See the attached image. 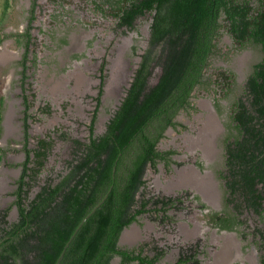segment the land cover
<instances>
[{
    "label": "trees",
    "instance_id": "obj_1",
    "mask_svg": "<svg viewBox=\"0 0 264 264\" xmlns=\"http://www.w3.org/2000/svg\"><path fill=\"white\" fill-rule=\"evenodd\" d=\"M13 0H0V47L9 37L25 48L21 65L22 86L27 84L33 44L32 28L38 0H31L29 27L23 33L6 34L4 25ZM96 11L114 17L117 28L136 29V22L152 17L147 47L140 55L125 97L109 120L103 134H96L98 112L104 94L106 76L102 74L97 107L89 126L90 138L75 139L72 159L65 171L41 178L55 148L52 133L37 137L31 147L29 95H24L25 160L14 192L18 218L9 219L11 207H0V264H57L67 243L83 223L66 250L61 264L162 263L168 249L146 242L122 247L125 229L140 217L170 225L171 210H182L184 198L150 193L146 175L158 172L165 162L169 169L176 150H160L159 144L170 128H187L178 121L185 112L196 111L194 94L211 87L207 76L219 44L229 35L239 49L250 46L261 50V60L253 66L245 90L231 104L228 133L225 136L226 183L224 214L215 213L214 226L235 231L250 228L255 220L254 236L264 264V0H94ZM104 61L101 71L104 72ZM155 80V81H154ZM217 86L225 96L236 91L233 71L219 73ZM51 107L46 108L50 113ZM219 112L222 110L217 103ZM44 110V109H42ZM5 96L0 95V138L4 130ZM68 138L67 133L62 134ZM0 148V164L6 155ZM178 166L182 163L174 162ZM1 166V165H0ZM43 180V181H42ZM42 181V182H41ZM38 187L37 191H34ZM196 199L200 200L199 197ZM201 208L207 205L200 203ZM247 236V235H244ZM154 244V245H153ZM201 241L181 247L173 264H201Z\"/></svg>",
    "mask_w": 264,
    "mask_h": 264
},
{
    "label": "rangeland",
    "instance_id": "obj_2",
    "mask_svg": "<svg viewBox=\"0 0 264 264\" xmlns=\"http://www.w3.org/2000/svg\"><path fill=\"white\" fill-rule=\"evenodd\" d=\"M93 1L38 0L36 20L32 24L34 39L30 52V60L36 58L37 61L36 64L30 61L28 63L30 78L26 93L22 86L24 77L23 67L20 64L25 48L19 46L13 37L6 39L0 47V95L5 96L4 130L0 138V148L7 151L0 164V207L2 209L11 207L9 219L12 221L18 218L17 207L14 205L16 199L14 192L22 172L20 165L25 160L23 144L26 100L24 95H29V101L32 104L29 110L32 116L29 121L31 147L35 146L37 137H45L50 133L55 140V148L41 176L44 180L51 173L56 176L59 172L66 170L67 162L72 159L75 139L86 141L90 138L89 126L98 104L97 97L102 74L106 76V79L96 123L97 135L105 132L109 120L124 99L141 61L140 55L147 47L152 21L150 15L139 18L136 29L126 32L117 28L118 20L114 17L105 16L96 11ZM12 3L13 7L4 25V33L9 35L26 31L29 27L32 7L31 0H13ZM219 48L220 52L213 58L207 72L213 85L197 89L193 98L197 110L182 113L178 117V121L187 128L169 129L166 137L159 144L160 150H178L179 154L175 158L183 166L180 168L178 165H172L168 169L161 163L158 172L150 168L146 175L150 193L174 194L189 189L177 186L172 190H166V186L168 182L176 179L179 173L187 169L198 170L195 160L199 156L202 157L203 150L192 149L191 142L187 140L197 138L208 115L216 119L219 127V133L212 141V146L217 157L216 161L223 162V143L228 133L226 124L229 122L231 104L236 96H241L244 92L245 82L253 66L261 60L262 53L254 46L239 49L229 35L223 37ZM118 60L122 62L123 68L125 67L128 83H120L118 90L110 94L107 88L112 80L113 65ZM104 61L107 62V66L102 72L101 66ZM223 70L233 71L237 77L236 91L229 97L225 96L222 88L216 84L219 73ZM55 89L58 92H55ZM217 103L221 105L220 112ZM48 107H51L50 113L45 110ZM9 113L10 123L8 124L13 128V132H7L6 119ZM65 133L68 138H61ZM213 162L210 161L208 164ZM215 163H213L214 168L220 165V163L214 165ZM212 170V167L208 168L207 172L210 176H214L215 188L218 186L221 188L222 181L215 177ZM37 190L38 187H35L34 191ZM223 204L221 190L219 207L221 208ZM192 206L197 208V203H192ZM195 208L191 213L183 211L176 215L177 220L180 221L179 225L183 227L182 232L178 227L161 225L144 215L138 223H134L126 230L137 231L135 240L131 242L121 239L120 245L135 247L155 241V244L168 249L163 262L174 263L179 257V248L196 241L200 236L199 238H204L208 245V254L201 256L203 264H213L214 255L221 250L223 239L228 237L235 241L236 251L242 256L245 264H261L259 259L262 257V252L253 234L256 226L254 219L250 220L249 229L244 227L234 233H221L212 230L204 212ZM120 261V258L116 256L112 264H120Z\"/></svg>",
    "mask_w": 264,
    "mask_h": 264
},
{
    "label": "bare ground",
    "instance_id": "obj_3",
    "mask_svg": "<svg viewBox=\"0 0 264 264\" xmlns=\"http://www.w3.org/2000/svg\"><path fill=\"white\" fill-rule=\"evenodd\" d=\"M1 55H2V52H1ZM1 58H3V56ZM124 68H123L122 62L119 60L116 61L115 64L113 65V76L107 88L108 93L114 94L118 90L120 83H125V84L128 83L127 73L124 70ZM79 84L82 85V82L79 81ZM54 91L58 92L57 89H55ZM8 123H10V113L7 115L6 126L8 130L7 132L9 131L13 132V128ZM203 125L204 127L202 128L200 134H198L197 138H191V139H188L187 141L191 142L190 147L192 149H195V148L202 149L205 154V157L210 159L215 156V151L212 146V141L215 139V137L219 133V127H218L216 119L209 115L206 118V120H204ZM185 185L191 186L192 188L194 187L198 189L199 191H201L204 197L207 200H209L211 203L215 204L217 202V198H216L217 196H216L214 183L212 179L209 176L200 177L197 173L194 172V170L185 171V172L183 171L179 173L176 179L168 182V185L166 186V190H172L173 188L177 186L179 187V186H185ZM135 238H136L135 231L131 229L130 231H125L122 237V241L128 240L132 242L135 240ZM223 240L224 242L222 244V250H220L221 252H219L218 255H216L217 256L215 258L216 261L213 264H226L228 263L230 258L236 256L237 254L236 253L237 248H236L235 241L232 238H228V237H226V239H223Z\"/></svg>",
    "mask_w": 264,
    "mask_h": 264
},
{
    "label": "flooded vegetation",
    "instance_id": "obj_4",
    "mask_svg": "<svg viewBox=\"0 0 264 264\" xmlns=\"http://www.w3.org/2000/svg\"><path fill=\"white\" fill-rule=\"evenodd\" d=\"M107 66V65H106ZM171 129V128H170ZM174 129V128H173ZM168 132V131H167ZM166 132V133H167ZM223 146H224V158H223V162L222 161H220V160H218V161H216V159H217V157H216V155L213 157V158H210V159H208V158H206L205 157V154H202V157H198V158H196V160H195V164H196V166L198 167L197 169L198 170H194V172L195 173H197L200 177H206V176H209L211 179H212V181H213V183H214V188H215V180H214V176L212 177V176H210V174L207 172V169L208 168H213V170L212 171H214V175H215V177H218L217 179L218 180H221L222 181V184H223V186L220 188L219 186H218V188H215V192H216V198H217V202L214 204V203H211L209 200H207L205 197H204V195H203V193L201 192V191H199L198 189H196V188H192L191 186H182V188L184 187V188H189V189H185V190H182V191H179L178 193H171V194H162V195H166V196H178L179 194H181V193H185V192H190L191 193V196L189 197V198H184L183 200L185 201L184 202V208L182 209V210H171L170 212H169V214L170 215H172V216H174L175 217V222L174 223H171L170 224V226L169 225H167V226H169V227H171V226H174L175 228L176 227H178L179 228V231L180 232H182L181 230L183 229V227H181V225H179L180 224V221H178L177 220V214L178 213H180V212H183V211H189L190 213H191V211H192V209L193 208H195V207H193L192 206V203H194V202H196L197 203V208H195V210H199V211H202V212H204V214H205V217H206V220H207V222H208V224L210 225V228H212V230H216V231H218V232H221V233H234V232H237V231H239V230H242V228H244V227H239V229L238 230H235V231H228V230H221L220 228H218V227H215L214 226V216H215V213H221V214H224V210H225V207H224V204H223V206L220 208L219 206V193H220V191L222 190V193H223V199L225 198V187H226V183H225V181H224V179H222L221 178V176L223 175V174H225V173H223V171H225V169H226V157H225V154H226V151H225V142L223 143ZM174 150H176V149H174ZM177 151V153L175 154V155H173V161L174 162H179V163H181L180 161H177V159L175 158L179 153H178V150H176ZM204 153V152H203ZM206 158V159H205ZM204 159H205V161H204ZM210 161H214V162H216L217 163V165L220 163V165L219 166H217L216 168H214L213 167V163L212 164H208ZM172 163L171 164V166L173 165V166H175V165H177L176 163ZM162 164H164L165 166H166V164H165V162H161ZM160 163V164H161ZM216 163L214 164V165H216ZM160 164H159V166H160ZM183 165H181L180 166V168L182 167ZM160 169V168H159ZM192 170V169H191ZM191 170H189V169H187V170H185V171H191ZM219 183V182H218ZM157 194H159V193H157ZM196 197H199V199L200 200H198V199H196ZM200 203H204L205 205H207V208H201L200 207ZM191 204V205H190ZM173 213V214H172ZM147 215V214H146ZM148 216V215H147ZM141 217H143V216H141ZM141 217H140V220H141ZM149 218V217H148ZM150 219V218H149ZM135 223H138V222H135ZM133 225V224H132ZM131 225V226H132ZM250 225H251V223H250ZM242 233V232H241ZM200 237V236H199ZM198 237V239L196 240V241H193V242H190V243H187L186 245H184V246H188V245H190V244H194V243H196V242H198V241H201V251H202V253H201V255H200V259L202 260V258H201V256L203 255H205L206 256V254H208V245H207V243H206V241L204 240V238H199ZM154 241H152L151 243H153ZM143 244V243H142ZM140 245V244H139ZM139 245H137V246H139ZM184 246H181V247H184ZM181 247L179 248V255H180V249H181ZM221 250H222V247H221ZM237 250V249H236ZM219 252H221V251H218L217 252V254L216 255H218V253ZM236 256H234V257H232V258H230L229 259V261H228V263H226V264H245V262H244V260H242V256L236 251ZM216 255H214V260L216 261ZM239 256V257H238ZM164 257H166V255L164 256ZM164 257H162L163 259H164ZM179 258V257H178ZM263 258V252H262V257L259 259L260 260V263L262 264V259ZM163 259L161 260V262L162 263H165V262H163ZM231 260V261H230ZM175 261H177V260H175ZM214 261V262H215ZM230 262V263H229ZM175 263V262H174ZM167 264H173V263H167ZM201 264H203V261H202V263Z\"/></svg>",
    "mask_w": 264,
    "mask_h": 264
},
{
    "label": "water",
    "instance_id": "obj_5",
    "mask_svg": "<svg viewBox=\"0 0 264 264\" xmlns=\"http://www.w3.org/2000/svg\"><path fill=\"white\" fill-rule=\"evenodd\" d=\"M129 86H130V84H129ZM101 205V203L92 211V213H90L84 220H83V222L81 223V225L78 227V229H77V231H76V233L78 232V230L81 228V227H83L82 225H83V223L95 212V210L99 207ZM128 229V228H127ZM127 229H125L124 230V232L122 233V236H121V239H122V237H123V234L125 233V231L127 230ZM76 233L72 236V238L70 239V241L67 243V245H66V247H65V249H64V251H63V253L60 255V257H59V259H58V261H57V264H61V262L63 261V259H64V255H65V253H66V250H67V248L69 247V245H70V243L72 242V240L74 239V237H75V235H76ZM121 239H120V242H121ZM113 262V261H112Z\"/></svg>",
    "mask_w": 264,
    "mask_h": 264
},
{
    "label": "crops",
    "instance_id": "obj_6",
    "mask_svg": "<svg viewBox=\"0 0 264 264\" xmlns=\"http://www.w3.org/2000/svg\"><path fill=\"white\" fill-rule=\"evenodd\" d=\"M137 233V231L135 230V234ZM137 235V234H136Z\"/></svg>",
    "mask_w": 264,
    "mask_h": 264
}]
</instances>
